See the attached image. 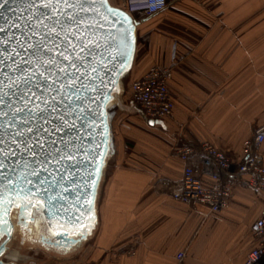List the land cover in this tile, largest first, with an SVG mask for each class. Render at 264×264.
Returning a JSON list of instances; mask_svg holds the SVG:
<instances>
[{"label":"crops","instance_id":"obj_1","mask_svg":"<svg viewBox=\"0 0 264 264\" xmlns=\"http://www.w3.org/2000/svg\"><path fill=\"white\" fill-rule=\"evenodd\" d=\"M136 19L130 81L170 67L171 116L152 126L135 104L123 105L134 130L114 142L92 238L33 264H174L178 253L183 264H242L256 244L250 226L264 214V194L242 176L227 207L204 217L172 200L168 183L182 178L178 148L208 142L239 161L243 143L264 127V0H168ZM260 152L264 166V143Z\"/></svg>","mask_w":264,"mask_h":264},{"label":"water","instance_id":"obj_2","mask_svg":"<svg viewBox=\"0 0 264 264\" xmlns=\"http://www.w3.org/2000/svg\"><path fill=\"white\" fill-rule=\"evenodd\" d=\"M64 7L59 6L60 9ZM65 10L69 14L79 13L83 18V22L78 24L79 32L83 34L79 37L80 47H87L88 51L81 52L78 48L76 54L86 57L80 60L82 67L78 73L85 88L81 89L79 101L73 97L75 102L67 109H61L59 115L65 119L47 125L51 136L44 137L45 151L52 153L47 170L40 171L42 166L33 164L29 159L31 154L26 152L20 153L22 158L19 159L18 165L14 164L11 167L5 165L0 169V221L8 222L6 225L0 224V233H6V230L11 232L10 236L0 235V248H5V251L7 247L4 242L11 240L14 230L12 223L14 213L17 214V226L27 228L31 225L38 235L40 245L45 250H52L58 254L75 252L92 238L98 225L100 189L108 161L115 154L112 124L116 116L115 110L123 111L124 83L133 67L137 27L141 22L123 9L113 6L109 0H95L94 9H88L87 13L81 12L79 8ZM32 13H36V9L26 10L21 5V0H6V3L0 0L2 14L0 28L4 29V32L0 33V45H3L7 37L21 39V29L28 31L26 25L34 27V19L30 20ZM71 31L75 33L76 29L73 28ZM71 39L75 44L76 36L73 35ZM5 47L11 51L16 44L9 41L7 45L0 46V56L10 66L12 61L5 53ZM15 59L18 62L21 56H16ZM32 67L34 69L37 66ZM92 68L96 69L94 75L91 72ZM8 70V67L0 68V88L4 91H7L11 83L6 75ZM93 86L96 88L95 91L92 90ZM64 103L68 104V101ZM36 104L44 107L41 101L35 98L27 107L31 109ZM130 104L135 106L133 103ZM69 112L72 115H68ZM139 113L143 116L140 110ZM77 116L81 119L77 120L75 118ZM143 118L149 125L159 124L158 121L147 120L144 116ZM52 141H55V146L49 147ZM57 151L60 154L71 152L77 157L75 168L70 161L61 159ZM85 151L88 152L86 157L83 155ZM93 154L97 159L93 160ZM25 160L28 161L27 168ZM33 170L39 172V180L30 174ZM65 174L70 178L68 181L64 180ZM89 174L90 178L85 182L84 177ZM6 177L12 181L11 185L7 183ZM29 180L36 188L44 191L37 193L29 185ZM40 180L44 183L41 184ZM14 189L23 191L17 196ZM49 197L52 199L49 200ZM38 202L44 205L41 211L42 219L39 222L28 215L27 211L20 213L16 207L28 205L31 208L32 205L39 206ZM49 203L54 205L52 209H48ZM21 215L23 222L19 218ZM45 221H50V224H46ZM0 264H4L3 257H0Z\"/></svg>","mask_w":264,"mask_h":264},{"label":"snow or ice","instance_id":"obj_3","mask_svg":"<svg viewBox=\"0 0 264 264\" xmlns=\"http://www.w3.org/2000/svg\"><path fill=\"white\" fill-rule=\"evenodd\" d=\"M4 2L6 3V0ZM21 5L26 10L36 9L38 15L31 14L30 20L34 19L35 26L26 25L28 26L27 32L21 29V39L14 40L13 37H7L3 41V45L13 41L16 47L11 51L5 47V53L12 61L10 66L0 56V68H9L6 75L11 81L7 91L0 88L2 92L0 95V169H3L5 165L9 167L14 164L18 165L19 159L22 158L20 153L26 152L31 154L29 159L32 163L41 165L40 171H45L49 158L52 157L50 151H45L44 137L51 136L47 125L65 119L59 115L61 109H67L74 103L73 97L79 101L81 89L85 88V85L81 83L82 77L78 73L82 67L80 60L86 57L76 54L78 48L81 52L88 51L87 47H80L79 37L83 34L79 32L78 24L83 22V18L79 13L69 14L65 9L79 8L81 12L87 13L88 9H94L95 0H21ZM60 5H64V9H60ZM73 28L76 29L75 33L71 31ZM3 32L4 29L0 28V33ZM61 33L64 35L62 36ZM73 35L76 36L75 44L71 39ZM16 56H21L18 62L15 59ZM24 57H31V59L26 60ZM33 65L37 67L33 69ZM29 71L31 74H28ZM91 72L94 75L96 69L92 68ZM92 90H96L95 86ZM33 98L40 100L44 107L41 108L39 104H36L34 108H28L27 104L32 103ZM64 101H68V104ZM21 104L24 106L21 107ZM67 114L72 115L70 112ZM75 118L81 119L80 116ZM54 146L55 141H52L49 147ZM57 155L61 159L70 161L72 167L75 168L77 157H74L71 152L60 154L57 151ZM83 155L86 157L88 152L85 151ZM95 159L97 157L93 154V160ZM24 164L27 168L28 161L25 160ZM30 174L39 180V172L33 170ZM90 175L84 177L85 182L89 180ZM5 179L9 185L12 184L10 179L7 177ZM69 179L65 174L64 180ZM28 183L37 193L44 191L36 188L31 180ZM40 183L43 184L44 181L40 180ZM14 191L19 196L23 190L14 189ZM51 199L49 197V200ZM38 205H32L31 208L28 205H16V207L20 213L27 211L28 215L39 222L42 219L41 211L44 205L39 202ZM47 207L52 209L54 205L49 203ZM19 218L23 222V216ZM7 223V221H0V224L6 225ZM45 223L50 224V221H45ZM5 234L10 236L11 232L6 230V233H0V235ZM7 243V241L4 242L5 247ZM0 257H3L4 264H13V262L27 264L23 256L14 250L6 252L5 248H0Z\"/></svg>","mask_w":264,"mask_h":264},{"label":"built area","instance_id":"obj_4","mask_svg":"<svg viewBox=\"0 0 264 264\" xmlns=\"http://www.w3.org/2000/svg\"><path fill=\"white\" fill-rule=\"evenodd\" d=\"M121 9L136 19L138 15L152 16L162 12L168 0H117ZM172 69L166 66L151 67L140 79L131 81L127 88L129 103L135 104L147 120L163 121L171 116L172 103L167 83ZM264 127L254 129L250 139L243 143V156L239 161L216 149L208 142L195 147L183 146L174 156L183 163L182 178L168 183L169 197L203 215L217 213L227 207L232 188L242 176L248 177L245 185L264 194V166L261 146ZM255 247L242 264H264V214L250 226ZM174 264H183V254L175 256Z\"/></svg>","mask_w":264,"mask_h":264},{"label":"flooded vegetation","instance_id":"obj_5","mask_svg":"<svg viewBox=\"0 0 264 264\" xmlns=\"http://www.w3.org/2000/svg\"><path fill=\"white\" fill-rule=\"evenodd\" d=\"M17 214L12 215L14 225L11 240L7 244L8 251H17L27 264H33L36 259H46L52 250H45L38 242V235L31 225L27 228H20L16 225ZM4 261V260H3Z\"/></svg>","mask_w":264,"mask_h":264},{"label":"rangeland","instance_id":"obj_6","mask_svg":"<svg viewBox=\"0 0 264 264\" xmlns=\"http://www.w3.org/2000/svg\"><path fill=\"white\" fill-rule=\"evenodd\" d=\"M110 3L113 6L120 8L119 3H118L117 0H110ZM130 82L131 81H130V75H129L125 79V83H124V88L125 89L128 87V85H129ZM127 103H129V102H127ZM127 103L123 102V105H126ZM115 112H116V116H115L114 121H113V128H112V130H113V139H114V142H117L121 138V133L123 135V133H125V131H128L129 129L130 130H134V126L131 124V121L128 120V117H124V114H122V113L120 114L118 112V110H115ZM134 112H135L134 110H131L129 114H133ZM125 113H127V112H125ZM116 129H118V131ZM115 131H116V133H115ZM119 133H120V135H119Z\"/></svg>","mask_w":264,"mask_h":264},{"label":"trees","instance_id":"obj_7","mask_svg":"<svg viewBox=\"0 0 264 264\" xmlns=\"http://www.w3.org/2000/svg\"><path fill=\"white\" fill-rule=\"evenodd\" d=\"M127 88L125 89V93H124V96H123V102H125V103L129 102V98H128V95H127Z\"/></svg>","mask_w":264,"mask_h":264}]
</instances>
